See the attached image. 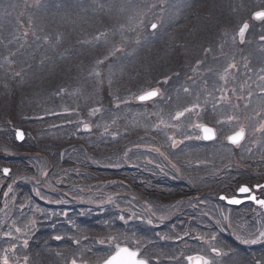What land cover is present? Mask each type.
Returning a JSON list of instances; mask_svg holds the SVG:
<instances>
[{"label":"rangeland","instance_id":"rangeland-1","mask_svg":"<svg viewBox=\"0 0 264 264\" xmlns=\"http://www.w3.org/2000/svg\"><path fill=\"white\" fill-rule=\"evenodd\" d=\"M19 1L0 0L1 24L7 23L9 20V29H15L16 32L19 31V26L26 27L23 31L21 29L22 32L20 31L19 35L23 37L27 44H39V42L35 41L37 37L33 36V30L38 33L51 34L52 36L56 33V37H59L55 28H62L61 34L59 33L60 37L73 41L76 37V33L74 32L78 33L80 28H82L81 33L87 34L89 32L90 34H97V28L92 25L93 21L96 20L93 18V15H96V12L99 11L104 0H23V4L21 3L24 6L22 13L19 12ZM116 1L121 6L126 5V3L120 2V0ZM166 1L169 5L161 13L162 17L154 14V7L152 5L155 3V7L158 8L161 5L160 1L146 2L148 7L141 14L138 24H141L146 29L155 23L157 28L150 31L153 34L147 35L143 31V27L142 30L139 29L138 33H142L146 38L142 39L139 44H145L147 40L152 42L154 39L159 40L161 42L160 44H163L164 41L166 43L172 41L170 30L172 29V23H174L176 24V29L173 32H176L178 29V33L185 36L186 40L190 42V48L187 49L189 50L187 53L189 61H186L187 65L184 69L186 72L184 77L188 75L192 76V69L194 71L198 70L197 75H200L199 70L203 66L210 71L212 69L209 67H215L219 71V81L214 85L213 90H210V95H206L205 99L211 103L210 105L200 104L199 102L194 103L193 105L198 104L199 107L190 113H185V116L179 120L173 119L176 113L172 117H169L167 113L165 116L164 114L162 115V112L158 113L159 108L163 106L154 105L156 107L155 109H157L156 112L148 111L149 115L155 113L152 117L150 116L154 124L153 130L155 131L151 130L150 133H156L157 136H161H159L160 140L158 142L162 140L163 136H167L166 140L172 149L178 148L186 142H199L201 132L195 125L202 124L199 118L206 115L204 114L206 112L204 107L209 106L214 113L213 119H215L214 124L210 126L214 128L216 137L227 142L228 136L243 128L244 138L234 148L239 152L238 154H241V157L255 154L248 153L247 150L249 148H256L258 145L264 143V55L258 54L254 58V64L256 62L261 63L255 67L254 74L247 75L245 74L247 71H245L242 76L241 72V80L238 79V68L234 64L228 63L222 68V65L218 61H210V57H200L202 63L203 59L205 61L203 66L197 63L191 65L193 61L191 57L193 52L195 55L198 46L204 44H212V47L215 44H219L221 49L237 48L240 43L239 25L244 22L249 23L251 27L257 25L258 33L252 39V36L248 32L247 37L246 34L244 35L243 41L258 42L260 38L264 37V20L256 22L252 18V13L259 9H264V0ZM163 2L162 5L164 4ZM104 3L108 5L113 4L112 0H105ZM146 3H142L138 9H141ZM206 5H217L218 8L208 13L210 16H205V12L200 15L194 14L195 12H200L202 8L204 10ZM238 8L241 11H238ZM36 9L40 10L41 13L43 12L41 17L39 12H35L37 11ZM132 9L133 5L122 8L121 11L123 13L121 14L133 13ZM171 11L174 13L173 18L169 17ZM178 14L181 15L179 19ZM187 14L189 15L183 23L185 25L179 27V24L182 22V15ZM239 19V25L238 23H233ZM189 20L196 22L186 24L185 22ZM80 22H82L81 26H79ZM97 25L100 26V23L98 22ZM138 26L139 28L141 27L140 25ZM180 29H187L188 31L184 32ZM129 34L128 36L132 38L133 33ZM181 35L178 37L182 38ZM256 37H258L257 41H255ZM49 39L50 37L44 40L43 44H47ZM68 39L67 42L65 40L66 44H73ZM50 41L55 42V39L51 38ZM254 42H248L246 43L247 45L242 44V55L240 51L238 53V59L242 60V69L246 65V59L249 56L248 52H251L253 49L250 44H256ZM80 43L83 42L80 41ZM133 43L138 44V39L133 40ZM259 44H264V40ZM154 45L152 43L141 45V47L135 48L127 57L120 58L119 61L117 60L115 62L116 64L113 62V57L116 53L120 54V47L114 53L112 52L113 44H106L108 51L105 50V47H102L101 50L103 54L106 51L105 57L108 58V61L105 60L101 63L98 58H94L97 54L96 49L89 46L82 47L81 45L82 48L79 49L77 46L74 47L72 45L68 48L69 50L71 49L70 53L68 52L69 54H66L64 51L62 56L55 58L53 62L45 65L30 64V67L35 69H30L24 75L21 73L19 75L17 74L18 77L16 79L12 77L10 71L16 70L17 66L15 67L6 62L7 56H4V53L11 52L12 56H15L20 54V52L15 50V48L9 49L6 52L0 51L2 57H4L0 59V264H3L2 258L5 255L8 257L9 264H31L22 252L25 249L28 233L38 227V224H42V222L50 228L51 223L60 222L59 237H67L66 229L62 223L70 224L69 222L73 219L71 215H76L77 212L83 211L81 208L77 209V207L87 206L88 208L92 206L97 208L108 203L119 206V204L114 203L115 197H113V194L106 197L100 194V189L97 190V183L87 186L81 184L75 188L71 187L68 184V181L70 182L72 180L67 171L68 168L58 164L56 155L52 156L51 154L47 157L44 155H30L27 153V150L20 149V143L18 144L15 140V131L20 128L14 123L10 124V122L15 118H20L22 122H25V117L33 116L35 119L33 121L34 123L28 124L25 122L26 129L38 135V137L42 136V134L37 132L40 130L44 135L51 138V126L61 125L66 120L68 114L79 110L85 101L90 104H114L126 100L134 103L137 95L157 89L159 95L155 97L154 101L161 102L163 100V89L156 86L153 67H169L170 63H173L172 68L178 67L180 64V53L175 56H169V60H166V58H161L160 51L152 55L157 49ZM191 45L193 48H191ZM258 48H261V45H258ZM214 52H217L219 55L222 54L217 50ZM205 53L211 56L215 54L209 48L205 50ZM29 59V61H25L31 63L33 61L32 57ZM94 60L96 61L95 63ZM229 65H234V67H229ZM108 66L115 68V71L106 76L108 72L106 68ZM100 68H102V71L99 70ZM221 76L225 78L221 79ZM207 77V79L201 78L204 91H207V81L210 80V76ZM260 85L262 86L261 88ZM76 99L79 100L76 101ZM73 103L76 105L74 109L70 107ZM183 104V101L178 100L174 106ZM221 107L226 112H222ZM140 109L141 107L134 109V114L129 123L126 125L124 123L125 127L134 128L135 119L140 117L142 121L148 122L145 118V111L140 112ZM230 116L234 117L231 121L228 120ZM191 118L193 120L192 123H190ZM217 121H221L222 123H217ZM21 130L24 133L23 142H26L28 135L24 129ZM181 132H184L186 141L175 140V137ZM30 139L33 140L32 142L34 144L38 138L31 137ZM149 139L154 138L149 134L146 140L148 141ZM211 142L209 143L211 144ZM217 143H219L218 146L216 145L211 148L216 154H219L217 156L219 160L226 161L227 159L236 158L229 151L223 149L217 150L223 146L221 142ZM9 144H12L11 148L7 147ZM30 144L31 142L28 145L26 142V147L30 146ZM50 144L49 142L47 148L52 147ZM2 152L4 154L3 157ZM165 155V152L162 153L161 149L152 145L139 146L132 151L130 158L142 165L141 167H134L135 163L130 159L125 163H120L115 166L122 170L121 175H128L132 171V167L135 172L139 171L152 176L173 174L171 170H175L179 174L176 161L169 160L168 156ZM20 156H35L32 158H41V165L38 167L36 164L31 165L32 162H27L25 165L31 167L32 173L30 171L28 173L22 171L20 174L19 171L13 170L12 165L9 164V161L13 158L17 161L18 159H22ZM126 166L128 167L125 170ZM4 169H9L7 175L4 174ZM74 170L80 173V170ZM33 174L34 176H32ZM149 182L151 183V180ZM18 184L20 187L28 186L34 198L41 201L42 205L25 201L22 205L17 206L16 193L19 190L16 192L15 187ZM205 186L207 185H199V187ZM149 188L155 187L149 184ZM201 200L209 207L208 213L206 210H200V205L195 203L196 200H193V204L183 203L184 201L178 203L181 204L177 210V212L182 211L180 216L185 218L193 216L195 219H198L193 222H178L177 224L173 221L168 222L171 215H163L158 210H153L148 207L146 210L147 214L144 215L143 220L148 226L152 225L156 228L151 232L146 230L145 239L150 240V236L154 232L156 234L155 237L162 240L167 239L178 242L184 238L182 240L184 241L183 248H180L172 261H169L175 262L176 264H192L187 259L190 256L203 257L209 261V264H226L227 257H224L226 251L222 250V245L224 244L219 243L215 237V235L220 236L222 230L228 234L224 238H232L237 246L254 247L264 252V236H261V232H264V214L261 211L252 206H244L240 209L232 210L216 202H211L207 198ZM124 205V211L126 212L132 213L137 210L129 202H126ZM193 206L198 207L199 214L194 212L197 209L193 210ZM24 214L26 216H23ZM40 214H43L42 218H39ZM130 218L133 219L135 217L131 215ZM199 222L204 225H214L218 231L213 235V232L209 230L208 232H203L199 228L194 229V224ZM80 235L82 233L79 232L71 238L74 241L73 245H76ZM251 241L256 242L252 243ZM238 257H240V254H238ZM261 257L264 260V254H261ZM170 258L171 256L167 257V260H171ZM75 262L76 264H95L90 261V257L88 258L86 256L85 250L79 251ZM71 264H73V261Z\"/></svg>","mask_w":264,"mask_h":264},{"label":"trees","instance_id":"trees-1","mask_svg":"<svg viewBox=\"0 0 264 264\" xmlns=\"http://www.w3.org/2000/svg\"><path fill=\"white\" fill-rule=\"evenodd\" d=\"M22 1L23 0L19 1L20 5L23 4ZM104 1L99 11L96 12V15H93V18L96 20L93 21L92 25L97 28V34H90L89 32L87 34L81 33V29L78 30V33L74 32L76 33L74 40L78 42L76 45L79 49L84 46L96 49L97 54L94 58H98L100 61L104 62L107 60V57H102L101 48L105 47L107 50L108 47L106 44H113V53L117 48H121L120 54L116 53L115 59H113L114 64H116L115 62L117 60L119 61L120 58L127 57L135 48L152 43L155 44L154 46L157 48L152 55L160 51L161 58L163 57L169 60V56H175L180 53V64L176 68H172L173 63H170L169 67H153L156 77V86L162 88L164 91H162L163 100L161 102H156V100L144 107L145 104H130V102H128L129 100L121 103L116 102L114 104H90L85 101L79 110L73 111L72 114H68L66 120H64L61 125L51 126V138L44 135L40 130L37 132L42 134V136L38 137V135L26 129V123H34L33 121L35 119L33 116L25 117L24 121L26 123L22 122L20 118H15L10 122V124L14 123L18 128L24 129L28 135V140L26 141L27 145L31 142L28 147H26V142H22L19 145L20 149L24 151L27 150V153L30 155H44L45 157L51 154L52 156L56 155L58 164L68 168L67 171L72 179L70 182L68 181V184L71 187L75 188L81 184L87 186L97 183V190L100 189V194L104 196L115 195L119 206L123 205L122 208H125V202H129L130 205H134L137 208V210L132 213H126L120 210L118 206L111 204L94 209H89L85 206L77 207V209L81 208L83 211L77 212L76 215H71L73 219L69 222L70 224L62 223L63 227L66 229L67 237H62L60 239H56V237L60 236L58 234L61 227L59 226L61 225L60 222L51 223V228L47 227L43 222L42 224H38V227L32 229L28 233L25 249L22 252L31 264H69L70 261L77 259L79 251L81 250H85V254L88 258L90 257V261L96 263L109 256L115 250L116 246H120L121 244L140 250L141 255L149 264H176L175 262L171 263L169 261H172L176 256L180 247L179 244L173 241L166 242L155 239L153 236L155 232L150 236V240L145 239L146 230L151 232L156 228L152 225H145L144 220H142L148 207L153 210H158L159 213L163 215H171L168 222L173 221L177 224L182 219V216H180L182 211L177 212L181 205L178 203L181 201L189 203L188 199L197 194V197L200 196L201 199L207 198L211 202H219V194L232 196L241 185L253 186L264 183V143L258 145L256 148H249L247 150L248 153L255 154L241 157V154H238L239 152L234 146L226 144L219 138L216 142H211V144L203 141L186 142L180 147L172 149L169 147L166 140L167 136H163L162 140L158 142V140H160V135L157 136L156 133H150L151 130L155 131L153 130L154 124L150 118V116L152 117L155 113L149 115L148 111L151 110L156 112L157 109H155L156 107L154 105H162L163 107H160L159 111H161L164 116L167 113L169 117H172L176 111H181V109H185L194 103L199 102L200 104H204V102L207 101L205 99L206 95H210V90H213L212 88L219 81V71L215 67H210L212 69L210 71L203 66V68L199 70L200 75H197L198 70L194 71L192 69V76L188 75L184 77L186 73L184 70L187 65L186 61H189L187 57L189 50L187 49L190 48V42L186 40L185 36L178 33V29L176 32H173L176 29V24L174 23H172V29L170 30L172 41L168 43L164 41L163 44H160L161 42H159V40L154 39L152 42L147 40L145 44H139L142 39H146L142 33H138L139 29L142 30L143 27V31L146 32V35L153 34V32H150L149 26L144 29V26L138 23L141 14L148 7L147 3L156 0H120V2L126 3L125 6L119 5V2L116 0H112L113 4L110 5L105 4ZM158 1H160L161 4L158 8L155 7V3L152 4L154 7V14L162 17L161 13L167 9L169 4L166 0ZM162 2L164 3L163 5ZM142 3H146V5L138 9ZM178 4H180V2H178ZM131 5H133V13L121 14L123 13V11H121L122 8H127ZM162 6H164V8H162ZM217 8V5H206L204 10L202 8L200 12H195L194 14L200 15L205 12V16H210L208 13ZM239 10L240 8H238V11ZM35 12H39L40 17L43 13H41L40 10ZM181 13L183 12L181 11ZM173 15L174 13L171 11L169 17L173 18ZM188 15L189 14L182 15V22L179 24V27L185 25L183 23ZM180 17L181 15L178 14V19ZM8 21L4 24H1L0 21V51L6 52L9 49L15 48V50L20 52V54L15 56H12L11 52L4 53V56H7L6 62L15 67L17 66L16 70L10 71V74H12V77L15 79L18 77L17 74L19 75V73H21L24 75L27 74L30 69H35L30 67V64L45 65L53 62L55 58L62 56L64 51L66 54H69L71 49L69 50L68 48L74 45L66 44L68 38L61 39L57 42H52L49 39L47 44H43L44 40L52 37L51 34L38 33L35 30H33V36L37 37L38 40L34 38L39 44H27L23 37L19 35L21 29L23 31L26 27L19 26V31L16 32L15 29H9L10 26L8 25ZM40 21H42V19H40ZM98 22L100 26L97 25ZM194 22L196 21L189 20L185 23L189 24ZM81 25L82 22H80L79 26ZM138 25L141 27L139 28ZM61 30L62 28H55V31L60 34L62 32ZM180 30L184 32L188 31L187 29ZM129 33H133L132 38L128 36L130 35ZM257 33V25L252 26L249 32L252 39L255 38ZM179 35H181L182 38L178 37ZM135 39H138V44L133 43ZM68 41L72 40L68 39ZM80 41L83 43H80ZM100 41H102L101 44H99ZM191 48H193L192 45ZM204 48L205 44L200 45L198 49H196L195 55L194 52L192 53L191 58L193 61L191 65L197 63L200 57H204ZM1 52L0 59H3L4 57H2ZM27 57H32L33 61L27 63L25 60H30ZM106 69L108 71L106 76L115 71V68L111 66H108ZM208 74L210 75V80L207 81L208 89L204 91L201 78L207 79ZM185 88L189 89V91L185 92ZM77 100L79 99H76V101ZM178 100L183 101L184 104L174 106ZM75 106V103H73L70 107L74 109ZM137 107H141L139 110L140 112L145 111V118L148 122L142 121L140 117L135 119L134 128L125 127L124 123L125 125L129 123L134 114V109ZM97 109L99 111H94ZM205 110L206 112L204 114L206 115L201 116L199 121L202 124H209L212 126L215 121V119H213L214 113L209 106H206ZM221 111L226 112L222 107ZM192 121L191 118L190 123H192ZM85 125H88V130H84ZM149 134L154 139H149L147 141V135ZM31 137L38 138L34 144L32 142L33 140L30 139ZM177 137L180 138V140L186 139L184 132L178 133ZM49 142L51 143V148H47ZM217 142H221L223 145L217 150L223 149L229 151L235 155L236 158L227 159L226 161L219 160L217 158L219 154H216L211 148L216 145L218 146L219 143ZM145 145H152L161 149L162 153H166L165 156H168L169 160L176 161L179 174H177L175 170H171L173 174L165 176H152L139 171L136 173L130 171L128 175H121L120 173L122 170L115 165L125 163L130 159L135 163V166L141 167L142 165L130 158V153L136 147ZM7 147L11 148L12 144H9ZM126 154H128V158L125 156ZM3 155L2 152V157ZM20 157L22 158L18 159L20 162L15 160V158L9 161L13 170L19 171L20 174L22 171L24 173H28L29 171L32 173L31 167L25 165L27 162H32L31 165L36 164L38 167L41 165V158H32L35 156ZM17 164L19 165L17 166ZM126 168L127 166L125 170ZM74 169L80 170V173ZM24 176L32 177L34 174L32 176ZM149 180H151V183ZM149 184L155 188H149ZM202 184L207 186L199 187V185ZM15 188L16 192L19 190V192L16 193L17 206L22 205L25 201H31L34 204L42 205V202L34 198L28 186L20 187L18 184ZM257 193L260 198L264 199V188H260ZM131 197H133V200H130ZM131 215L135 218L129 221ZM23 216H26V214ZM121 216L124 217L123 221L120 220ZM79 232L82 233V235L78 237L77 245H73L74 241L71 238ZM77 246H79V248ZM222 246L224 247L223 251H226V264H229V262L230 264H264L263 257H261V254H264V252L260 249L249 246L245 247L243 245L242 247L237 246L233 239H227ZM238 254H240V257H238ZM169 256H171V260H167Z\"/></svg>","mask_w":264,"mask_h":264},{"label":"snow or ice","instance_id":"snow-or-ice-1","mask_svg":"<svg viewBox=\"0 0 264 264\" xmlns=\"http://www.w3.org/2000/svg\"><path fill=\"white\" fill-rule=\"evenodd\" d=\"M254 18L257 20H264V11H258L254 13ZM157 25L152 24V29H156ZM248 28V24L245 23L243 27L239 30V35L241 38H243L244 33L246 29ZM199 63V62H198ZM229 67H234V65H229ZM227 71V70H226ZM98 75V73H97ZM225 77L221 76V79H224ZM185 92H188L189 89L185 88ZM159 95V91L157 89L149 90L144 92L143 94L139 95L137 97L140 101H147L151 100L154 97ZM226 98V97H225ZM199 105L195 104L192 107L185 108L183 111H177L173 119L179 120L181 117L185 116V113L192 112L195 108H198ZM94 111H99L94 110ZM234 119V117H228V120L231 121ZM217 123H222L221 121H217ZM196 128L200 129L203 133V139L205 140H211L215 137V131L213 128L207 127L203 124H197L195 125ZM88 128V125H85V129ZM199 138V137H198ZM244 138V129L240 128L238 131H236L234 134L228 136V140L232 144H239L240 141ZM17 139H23V133L20 131H17ZM4 174L7 175L9 172V169H4ZM242 193H247L249 189L246 186H242L239 189ZM221 199H225V197H221ZM250 199L255 200L256 203L260 204L261 207H264V200H257L254 196L250 197ZM230 203H239L240 201L237 200H231ZM19 231V229H17ZM261 236H264V232H261ZM56 239H60V237H56ZM248 242V241H246ZM252 243H255L256 241H251ZM215 251V249H213ZM3 264H9L8 257L5 255L3 258ZM192 264H209V261L204 259L203 257L197 256V257H188L187 258ZM73 264H76L75 261H73ZM104 264H147L146 260L138 259V253L136 251H132L127 247H118L115 251L114 255H111L107 260H105Z\"/></svg>","mask_w":264,"mask_h":264},{"label":"water","instance_id":"water-1","mask_svg":"<svg viewBox=\"0 0 264 264\" xmlns=\"http://www.w3.org/2000/svg\"><path fill=\"white\" fill-rule=\"evenodd\" d=\"M240 39H242L241 38V36H240ZM137 101L138 102H146V101H140V100H138L137 99ZM147 101H149V100H147ZM207 127H209V126H207ZM211 128V127H210ZM17 131H20V130H17ZM17 131H16V139H17ZM201 131V130H200ZM21 133H22V131H20ZM24 138V137H23ZM202 139H203V133H202ZM18 140V139H17ZM23 139H19L18 141L19 142H21ZM204 141H210V140H205V139H203ZM211 140H213V139H211ZM229 141V140H228ZM263 187H264V184H263ZM248 188V187H247ZM258 188V186H255L254 187V189H257ZM249 189V188H248ZM247 194H248V196H247ZM236 197H231V198H225L224 199V201H225V203L227 204V205H230V206H238V205H240V204H242V203H246V202H252L254 205H256V206H259V207H261V205L260 204H258V203H256L255 202V200H253V199H250V197H252V196H254L255 197V195L254 194H252V193H250V189H249V191L247 192V193H242V192H240L239 191V189L237 190V193H236ZM221 197H224V196H220V198ZM256 198V197H255ZM231 200H237V201H240L239 203H230L229 201H231ZM257 200H261V199H257ZM262 209H263V211H264V207H261ZM115 254V253H114ZM113 254V255H114ZM105 262V261H104ZM104 262L102 263V264H104Z\"/></svg>","mask_w":264,"mask_h":264}]
</instances>
